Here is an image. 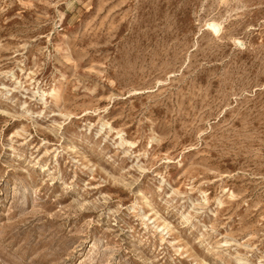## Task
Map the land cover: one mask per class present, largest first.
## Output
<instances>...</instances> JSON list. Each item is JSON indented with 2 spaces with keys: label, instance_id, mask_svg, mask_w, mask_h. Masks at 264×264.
<instances>
[{
  "label": "rangeland",
  "instance_id": "obj_1",
  "mask_svg": "<svg viewBox=\"0 0 264 264\" xmlns=\"http://www.w3.org/2000/svg\"><path fill=\"white\" fill-rule=\"evenodd\" d=\"M0 264H264V0H0Z\"/></svg>",
  "mask_w": 264,
  "mask_h": 264
}]
</instances>
